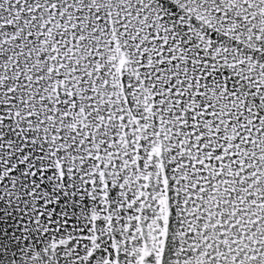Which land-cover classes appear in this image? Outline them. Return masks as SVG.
<instances>
[{
	"label": "snow or ice",
	"instance_id": "1",
	"mask_svg": "<svg viewBox=\"0 0 264 264\" xmlns=\"http://www.w3.org/2000/svg\"><path fill=\"white\" fill-rule=\"evenodd\" d=\"M0 264H264V0H0Z\"/></svg>",
	"mask_w": 264,
	"mask_h": 264
}]
</instances>
